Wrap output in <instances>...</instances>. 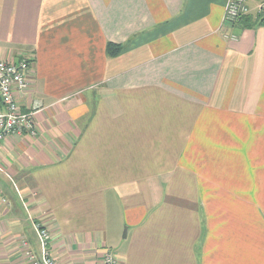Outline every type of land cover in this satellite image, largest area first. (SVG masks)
Returning <instances> with one entry per match:
<instances>
[{"label": "crops", "instance_id": "obj_1", "mask_svg": "<svg viewBox=\"0 0 264 264\" xmlns=\"http://www.w3.org/2000/svg\"><path fill=\"white\" fill-rule=\"evenodd\" d=\"M226 3L0 0L43 105L0 143V264L40 255L35 222L59 264H264V24Z\"/></svg>", "mask_w": 264, "mask_h": 264}, {"label": "built area", "instance_id": "obj_2", "mask_svg": "<svg viewBox=\"0 0 264 264\" xmlns=\"http://www.w3.org/2000/svg\"><path fill=\"white\" fill-rule=\"evenodd\" d=\"M256 10L264 15V0H257ZM250 11L248 0H227L223 18L226 22L234 23L249 15ZM31 72L32 65L28 58L0 60V143L9 135L35 136L38 132L34 116L42 109V102L34 101L30 109L24 111L17 96L19 93L26 95L29 92ZM34 227L40 255L31 250V264H59L49 250L50 231L37 222ZM104 264H118L112 251L105 254Z\"/></svg>", "mask_w": 264, "mask_h": 264}, {"label": "rangeland", "instance_id": "obj_3", "mask_svg": "<svg viewBox=\"0 0 264 264\" xmlns=\"http://www.w3.org/2000/svg\"><path fill=\"white\" fill-rule=\"evenodd\" d=\"M1 180L4 181L6 184H9L8 185L10 187L9 190H10V192L12 194L16 193L15 190H14V187H13L14 184H13V181L11 180V178L7 177L6 175H1ZM16 196H18L17 193H16ZM116 248L117 249H114L115 252H117L118 250H120L121 247L117 246Z\"/></svg>", "mask_w": 264, "mask_h": 264}, {"label": "trees", "instance_id": "obj_4", "mask_svg": "<svg viewBox=\"0 0 264 264\" xmlns=\"http://www.w3.org/2000/svg\"><path fill=\"white\" fill-rule=\"evenodd\" d=\"M259 17L261 18L260 23L264 24V15L260 14ZM243 19H244V18H243ZM118 49H119V46H116V45H112V44H110V45L108 46V51H109L111 54H115V53L118 51Z\"/></svg>", "mask_w": 264, "mask_h": 264}]
</instances>
